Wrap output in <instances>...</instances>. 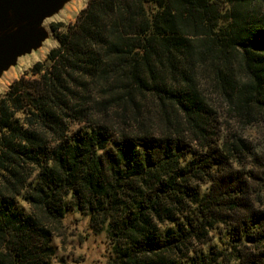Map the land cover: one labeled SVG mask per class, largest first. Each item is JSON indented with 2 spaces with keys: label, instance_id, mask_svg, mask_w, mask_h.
Listing matches in <instances>:
<instances>
[{
  "label": "trees",
  "instance_id": "1",
  "mask_svg": "<svg viewBox=\"0 0 264 264\" xmlns=\"http://www.w3.org/2000/svg\"><path fill=\"white\" fill-rule=\"evenodd\" d=\"M57 26L0 97V264H49L72 210L110 264H264V0H88Z\"/></svg>",
  "mask_w": 264,
  "mask_h": 264
},
{
  "label": "rangeland",
  "instance_id": "2",
  "mask_svg": "<svg viewBox=\"0 0 264 264\" xmlns=\"http://www.w3.org/2000/svg\"><path fill=\"white\" fill-rule=\"evenodd\" d=\"M88 0H72L56 15L46 19L44 25L49 31V38L43 46L18 59L17 64L4 72L0 77V97L8 89L10 83L21 75L31 76V67L36 62H45L49 50L57 45L55 33L50 25L57 23L61 32L67 25L75 23V18ZM203 93L208 90L204 81L199 82ZM207 94V93H206ZM205 94V95H206ZM217 130L233 129L234 123L221 105H216ZM258 141V140H257ZM54 255L49 264H110L111 248L105 229L94 230L89 224V217L74 210L65 213L62 220L50 225Z\"/></svg>",
  "mask_w": 264,
  "mask_h": 264
},
{
  "label": "water",
  "instance_id": "3",
  "mask_svg": "<svg viewBox=\"0 0 264 264\" xmlns=\"http://www.w3.org/2000/svg\"><path fill=\"white\" fill-rule=\"evenodd\" d=\"M70 1L0 0V77L19 58L43 46L50 35L44 21Z\"/></svg>",
  "mask_w": 264,
  "mask_h": 264
}]
</instances>
